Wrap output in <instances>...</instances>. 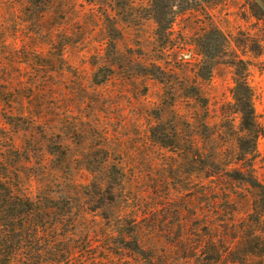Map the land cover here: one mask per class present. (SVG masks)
<instances>
[{"label":"rangeland","instance_id":"obj_1","mask_svg":"<svg viewBox=\"0 0 264 264\" xmlns=\"http://www.w3.org/2000/svg\"><path fill=\"white\" fill-rule=\"evenodd\" d=\"M165 5L158 9L169 21L173 11ZM153 8L149 0H0V110L14 117V141L28 151L21 186L65 207L84 186L121 183L120 209L156 210L164 222L163 206L170 205L163 225L172 230L159 229L172 241L179 233L176 207L196 195L183 210L188 220L208 205L202 171L213 155L220 150L223 164L236 156L241 118L232 64L240 60L263 130L255 168L264 184V32L246 0H224L178 16L170 51L162 54L165 37L155 36ZM197 69L205 81H194ZM196 88L210 99L208 113L189 98ZM207 118L204 155L191 160V139L200 142ZM236 192L239 201L246 197Z\"/></svg>","mask_w":264,"mask_h":264},{"label":"trees","instance_id":"obj_2","mask_svg":"<svg viewBox=\"0 0 264 264\" xmlns=\"http://www.w3.org/2000/svg\"><path fill=\"white\" fill-rule=\"evenodd\" d=\"M223 1L149 0L154 4L155 36L165 37L162 54L170 51V36L178 16L208 11ZM165 4L173 11L169 21L160 17L158 9L165 8ZM246 6L264 32V0H246ZM219 35L223 36L221 32ZM250 51L255 52L252 48ZM232 66L237 69L232 96L241 118L236 156L223 164L220 150L213 155L202 171V180L210 183L208 191L201 194L209 199L208 205L202 215L196 212L187 220L183 210L194 204L196 195L183 200L184 204L175 210L179 233L172 241L159 229L168 220L165 216L170 205L163 206L164 222L153 216L156 210L135 206L130 211L126 206L120 209L118 201L125 192L121 183H101L90 190L84 186L76 197L66 201L65 207L59 206L58 200L54 206L56 199H49L43 192L34 193L21 186L25 170L21 164L30 160L28 151L14 141V117H2L0 110V264H264V231H259L264 221V184L255 168L257 140L263 130L257 121L249 75L238 70L246 68L245 62L240 60ZM206 78L202 69H197L194 81ZM189 98L209 112L210 99L202 89L189 91ZM209 120L202 121V130L198 129L200 142L191 139V150L195 152L187 155L191 160L204 155L201 140L206 129L212 127ZM189 122L194 124L193 117ZM174 134L179 137L178 130ZM159 144L167 149L172 146L163 141ZM120 171L116 172L123 175ZM222 181L228 183L223 186ZM236 189L246 191V199L239 201ZM163 227L172 230L169 222Z\"/></svg>","mask_w":264,"mask_h":264}]
</instances>
